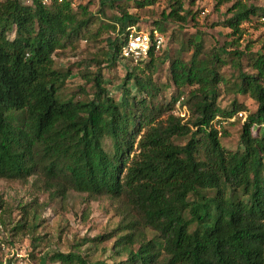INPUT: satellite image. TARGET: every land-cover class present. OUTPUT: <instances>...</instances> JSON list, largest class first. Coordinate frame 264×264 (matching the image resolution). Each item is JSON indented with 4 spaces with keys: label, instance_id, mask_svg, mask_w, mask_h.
Here are the masks:
<instances>
[{
    "label": "trees",
    "instance_id": "16d2710c",
    "mask_svg": "<svg viewBox=\"0 0 264 264\" xmlns=\"http://www.w3.org/2000/svg\"><path fill=\"white\" fill-rule=\"evenodd\" d=\"M108 1L100 6L120 11L118 29L88 4L72 0H0V178L38 175L59 198L72 190L89 199H122L136 219L122 220L115 233L74 244L117 234L111 264H264V51L246 54L236 47L235 56L229 55L238 68L229 89L251 98L255 108L241 123L239 147L228 149L220 140L227 136L221 122L246 108L237 99L227 108L217 102V86L225 81L218 66L227 61L221 56L227 46L220 47V57L215 49L204 54L202 43L195 42L188 60L158 55L154 46L143 59L123 58L124 34L135 20ZM228 1L215 0L216 7ZM170 7L162 22L194 19L181 0ZM227 13L222 25L239 40L242 23L263 18L264 8L237 0ZM162 22H154L160 32ZM106 28L121 37L109 42L103 62L95 60L100 66L91 79L92 97L64 93L69 72L55 67V53L78 40H96ZM244 56L251 72L240 66ZM117 59L135 66L126 71L115 99L104 86L101 65ZM167 59L174 87L168 99L160 95L165 86L154 80ZM33 206V211L32 204L19 206L22 216L1 245H12L17 232L30 233L44 221L39 205ZM2 209L7 212L0 199ZM121 255L126 257L116 260ZM49 259L92 264L78 252H56Z\"/></svg>",
    "mask_w": 264,
    "mask_h": 264
},
{
    "label": "rangeland",
    "instance_id": "374dc122",
    "mask_svg": "<svg viewBox=\"0 0 264 264\" xmlns=\"http://www.w3.org/2000/svg\"><path fill=\"white\" fill-rule=\"evenodd\" d=\"M73 5L88 4L89 9L101 18L104 22L116 24L120 21V11L114 10L108 4L100 6L101 2L108 0H72ZM174 0H155L151 5L137 7L136 0H115V4L124 8L130 17L135 20L134 26L140 30L149 31L155 29L154 22H162L163 14L170 11L171 3ZM185 10L192 13L185 23L166 20L162 22L163 31L162 43L158 48V55L166 53L167 57H181L188 60L192 52V43L201 42L204 54L215 49L220 57V47L227 46L223 56L227 61L220 67L218 74H222L225 81L217 86V102L222 108L229 107L233 99L241 102L245 108L240 110L226 123H222L227 136L220 137L221 143L228 149L239 147V130L244 121L247 111L255 108V103L246 95H239L232 92L229 87L236 80L238 68L228 61L229 55L233 54L234 48L246 54L264 51V19L252 16L249 21L242 23V36L239 40L230 34V29L222 25L223 20L230 16L227 9L237 0H230L227 3L216 7L215 0H181ZM246 4H252L264 8V0H240ZM114 15L116 17L114 18ZM114 18V19H113ZM111 29H102L96 40H78L74 47L59 50L54 55L55 67L69 72L63 86L64 93L82 99L84 96L92 97V77L97 67L100 66L95 60L103 62L104 52L108 50L109 42L117 35ZM120 38V33L118 34ZM231 40H236L235 44ZM166 50V51H164ZM232 50V51H231ZM164 51V52H163ZM89 60V63H86ZM104 66L102 80L108 92L115 99L121 95L120 86L126 71L135 66L134 62L117 59L113 65L107 62ZM169 60L154 74L159 86H165L161 92L163 98L168 99L174 93L168 78ZM140 66V65H138ZM142 66V65H141ZM241 68L245 72H251L247 56L241 59ZM189 89H186L188 91ZM181 110L184 120L188 115ZM105 139V144H108ZM42 177L31 176L25 181L7 180L0 178V199L4 202L7 212L0 210V264H56L49 259L56 252H78L88 255L92 264H111L113 262L110 246L113 244L117 234L101 242L87 241L79 247L84 240H91L96 236L114 232L119 222L137 218L127 207L122 199H111L101 196L89 199L86 193L68 191L65 198H59L49 190H45ZM30 205L29 209L34 210V204H38L39 219L44 220L34 231L17 232L12 238V245L8 242L1 245V240H9V229L12 228L22 216L20 205ZM3 215V216H2ZM31 216V215H30ZM3 221V222H2ZM150 233H148V237ZM38 238V239H34ZM138 244L134 245L136 248ZM104 249L106 251L104 252ZM121 255L116 260L124 259Z\"/></svg>",
    "mask_w": 264,
    "mask_h": 264
},
{
    "label": "built area",
    "instance_id": "2783aa9c",
    "mask_svg": "<svg viewBox=\"0 0 264 264\" xmlns=\"http://www.w3.org/2000/svg\"><path fill=\"white\" fill-rule=\"evenodd\" d=\"M43 1L45 2L46 0ZM261 19H264V17ZM161 43L162 35L157 30L145 31L136 27L127 28L120 55L123 58L137 61L145 58L152 46L158 49ZM222 123H225V121H222Z\"/></svg>",
    "mask_w": 264,
    "mask_h": 264
}]
</instances>
